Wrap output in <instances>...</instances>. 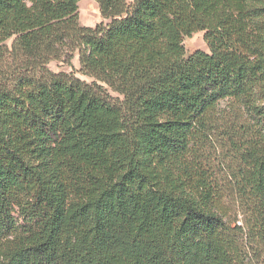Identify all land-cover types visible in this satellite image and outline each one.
<instances>
[{"label":"trees","instance_id":"16d2710c","mask_svg":"<svg viewBox=\"0 0 264 264\" xmlns=\"http://www.w3.org/2000/svg\"><path fill=\"white\" fill-rule=\"evenodd\" d=\"M97 1L0 0V264H264V0Z\"/></svg>","mask_w":264,"mask_h":264},{"label":"rangeland","instance_id":"374dc122","mask_svg":"<svg viewBox=\"0 0 264 264\" xmlns=\"http://www.w3.org/2000/svg\"><path fill=\"white\" fill-rule=\"evenodd\" d=\"M132 3L133 0H128ZM79 21L81 25L95 27L99 23H109L110 20L102 16L99 3L97 0H80L79 2ZM12 39L6 41L2 47V55L0 56V87L9 85L20 73H26L23 69L21 60L14 58L12 53ZM1 45V46H2ZM184 46L186 55L189 56L196 50H204L209 52V47L204 39V32L198 31L191 36L184 38ZM48 68L54 73H73L80 79L92 83L94 78L89 77L81 71L80 56L78 51L74 54H65L60 59L51 60L48 64ZM113 96H117L116 93L111 92ZM231 102L226 100L222 101L220 109L223 113L230 111ZM224 129H216L211 134V140L207 142L206 149L211 152L208 154L210 158L215 162L216 168L221 170L227 168L231 163V159L234 156L233 145L231 141L224 137ZM213 139V141H212Z\"/></svg>","mask_w":264,"mask_h":264}]
</instances>
